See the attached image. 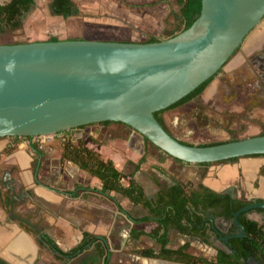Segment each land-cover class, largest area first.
Listing matches in <instances>:
<instances>
[{
    "label": "water",
    "instance_id": "obj_1",
    "mask_svg": "<svg viewBox=\"0 0 264 264\" xmlns=\"http://www.w3.org/2000/svg\"><path fill=\"white\" fill-rule=\"evenodd\" d=\"M202 2V13L189 29L159 42L69 39L0 45V138L54 136L111 121L188 164L264 155V135L193 145L170 135L155 117L219 74L264 20V0ZM11 172L5 171L1 188L12 193V219L32 228L37 237L45 235L29 217L14 212L29 194L17 193ZM254 212L264 220V203L234 212L225 225L222 219L212 223L229 252L234 251L231 240L247 236L240 216ZM232 225L238 233L224 236Z\"/></svg>",
    "mask_w": 264,
    "mask_h": 264
},
{
    "label": "crops",
    "instance_id": "obj_2",
    "mask_svg": "<svg viewBox=\"0 0 264 264\" xmlns=\"http://www.w3.org/2000/svg\"><path fill=\"white\" fill-rule=\"evenodd\" d=\"M260 78H263V82ZM217 84L221 88L224 108L229 109L230 113L240 115L242 124H247L252 129L249 137L263 135L264 131L261 132L260 129H264V20L223 67L218 74ZM87 128L82 130L86 146L100 153L104 159L112 160L119 171L134 174V179L139 181L140 173L146 170L145 165L137 169L140 156H132L129 147L121 141L108 144L104 140L98 141V136L105 131L93 128V125ZM59 136L0 138V178L5 169L13 170L15 187L29 194L27 202L19 205L18 213L32 217L33 222L38 223L44 229L45 235L64 253L76 248L83 240L84 233H89L106 237L108 244L112 245L107 264H113L119 252L122 257H127L126 264H164L157 259L141 256L140 251L148 248L133 249L132 254L124 250L125 247L129 250L135 242L138 244L148 239L150 243L157 244L156 240L148 236L137 240L131 236L133 228L145 230L147 233L155 228L152 224H135L129 218V215L134 218L146 217L149 210L135 205L130 199L116 192H99L102 182L98 178L81 170L73 162L62 160L64 148ZM46 141H49L47 145L44 144ZM116 143L119 144V152L113 150L117 148ZM33 146L39 147L42 156H38ZM7 147L13 148V151L6 153ZM128 160L136 164L132 172L126 170L129 167L126 165ZM171 163L174 161L166 162L172 166ZM175 168L187 180L192 181L195 187L203 184L218 193H243L250 200H264V175H261L264 156L241 157L234 162H215L210 165L184 163L175 165ZM152 171L156 174L154 177L159 178L158 182L164 180L167 181L166 185L175 184L174 179H166L157 168ZM144 189L147 190L145 184ZM159 189L160 187L156 188L154 195L149 196L154 197ZM76 192L79 194L75 196ZM186 243L191 244L190 253L196 256L200 255L192 252L196 245L202 252L215 251L213 258L218 250L227 249L226 245L214 239H208L206 243L199 237L192 238L176 230L170 231L167 246L169 249H177ZM0 259L6 264H86L92 262L93 250L77 257H67L47 245H41L35 231L27 230L24 224L12 219L0 204Z\"/></svg>",
    "mask_w": 264,
    "mask_h": 264
},
{
    "label": "trees",
    "instance_id": "obj_3",
    "mask_svg": "<svg viewBox=\"0 0 264 264\" xmlns=\"http://www.w3.org/2000/svg\"><path fill=\"white\" fill-rule=\"evenodd\" d=\"M176 2L180 7L179 13L176 15V19L179 21V29L170 33L167 39L173 38L189 29L202 13V0H176ZM35 5V0H10L4 4L0 3V34L20 29L23 26L25 18ZM51 12L54 16H59L64 19L77 17L82 14L80 7L74 2V0H52ZM59 40L60 39L57 37H52L49 41L57 42ZM70 40L82 39L73 38ZM159 41L163 40L153 37L145 43ZM215 77L206 81L187 97L168 109L155 113L156 119L170 135L172 134L165 126L160 115L167 110L184 105L202 95ZM111 123L113 122H103V124ZM146 140L149 141L148 139ZM234 140L240 139L235 138L225 142ZM225 142L202 144L200 146H212ZM33 147L38 156H42L39 147ZM63 148V161L73 162L81 170H84L102 182V189L99 190V192L103 194L116 192L130 199L135 205H141L149 210V215L143 218H134L129 215V218L135 224H155V228L152 229L150 233L135 228L131 231V236L135 240L143 236H148L161 245V249L158 253L153 249L148 248L140 251L141 256L180 264H251L250 262L264 264V225H260V223L255 220L248 219L246 213L242 214L240 222L244 225L247 236L243 239L231 240V244L234 248L233 254L220 249L214 260H208L202 256H196L190 253V243H186L177 249H169L167 247L171 230H176L180 234L192 238L199 237L204 242L208 243L209 235L207 217L209 215L232 221L234 218V212L240 211L242 208L253 202L264 203L263 199L250 200L243 193L241 195L235 193V195L233 194L234 197H232L231 193H218L207 188L203 184H199L197 187H190L187 184L176 180H173L175 182L173 185L159 184L160 189L157 194L153 198H149L143 185L139 181L135 180L133 176L126 175L119 171L112 160L104 159L100 153L91 150L82 140L78 139L76 143L67 142L64 144ZM12 151L13 148L8 147L5 152L11 153ZM260 156L264 155H256L252 157ZM239 159L240 158H234L221 162H234ZM37 163L38 161L35 164L36 166ZM142 163H144V159H142L139 165H137V169L140 168ZM210 164L211 163H204L202 165ZM157 170L162 174H166L160 168H157ZM261 175H264V168L261 170ZM126 179H129L127 184L123 182L126 181ZM77 190H79L78 187ZM78 194L79 193L76 192L75 196ZM0 204L4 206V198L1 190ZM120 210L123 212L122 207H120ZM25 227L27 230L33 231L30 227L26 225ZM234 229H236V227H234ZM37 241L41 245H47L52 250L67 257H77L93 250V260L91 263L86 264H107L111 254L108 239L106 237H99L89 233H84L81 243L68 253L61 251L47 235L37 237ZM0 261L6 264L3 260L0 259Z\"/></svg>",
    "mask_w": 264,
    "mask_h": 264
},
{
    "label": "rangeland",
    "instance_id": "obj_4",
    "mask_svg": "<svg viewBox=\"0 0 264 264\" xmlns=\"http://www.w3.org/2000/svg\"><path fill=\"white\" fill-rule=\"evenodd\" d=\"M8 1L0 0V3L4 4ZM35 1L36 5L25 18L23 26L20 29L0 34V44L49 41L52 37H57L60 40L81 38L95 41L145 43L153 37L159 40L167 39L170 33L179 29V21L176 19V15L179 13L180 7L176 0H74L81 8L82 14L69 19L52 14V0ZM220 94L221 88L217 84L216 77L202 95L184 105L163 112L160 117L174 137L193 145L249 137L250 131H252L250 126L242 124L239 120L240 115L230 113L229 109L224 108ZM92 125L93 128L105 131L98 136V141L104 140L107 144L121 141L123 145L129 147L128 150L132 156H140L139 163L144 159V163L140 167L145 165L146 170L140 173L139 182L143 187L144 184L147 186L145 191L148 196L154 195L153 192L160 187L159 184H167V181L164 180L158 182L159 178L154 177L156 174L153 173V168H160L166 173L164 175L170 179L194 187V183L187 180L185 175L175 168V165H184L185 162L177 161L147 141L140 133L122 123ZM88 126L90 125L59 133L60 143L64 146L67 142L76 143L78 139L84 142L82 130L88 129ZM260 131L263 132L264 129L261 128ZM48 142L46 141L44 144L47 145ZM117 143V148H113V150L119 152L120 147ZM167 160L174 161L171 163L172 166L166 164ZM126 163L129 166L126 168L127 172L135 170V163L131 160ZM162 164L165 166L161 167ZM126 175L134 176L131 173H126ZM128 180L123 182L127 184ZM150 196L149 198H153ZM149 241L148 239L138 244L135 242V245L131 246L129 250L126 247L124 250L131 252L133 249L153 248L156 250H154L155 252H158L160 245ZM109 247L111 248L112 245L109 244ZM192 252L200 254L199 256L202 255V257L206 256L204 258L208 260L215 259L212 257L215 251L202 252L198 245L194 247ZM120 253L113 264H126L125 259L127 257H122Z\"/></svg>",
    "mask_w": 264,
    "mask_h": 264
},
{
    "label": "flooded vegetation",
    "instance_id": "obj_5",
    "mask_svg": "<svg viewBox=\"0 0 264 264\" xmlns=\"http://www.w3.org/2000/svg\"><path fill=\"white\" fill-rule=\"evenodd\" d=\"M222 72V70L220 71V73ZM219 73V74H220ZM216 77H218V75L216 76ZM215 77V78H216ZM262 77V76H261ZM214 78V79H215ZM261 79V81L263 82V78H260ZM214 81V80H213ZM212 81V82H213ZM211 82V83H212ZM8 149V147L5 149V151ZM7 170H11V169H5L3 172H2V176L4 175V173H5V171H7ZM12 172H11V174H10V178H11V180H13L14 182H15V179H14V177H13V170H11ZM2 176H1V178H2ZM1 178H0V190H1V192H2V195H3V198H4V209L5 210H7L8 211V213L10 214V217L12 218V213H11V201H12V197H11V194L10 195H8L6 192H5V190L4 189H2L1 188ZM13 187H15V183H14V185H13ZM15 189H16V191H17V193L18 192H20L21 190H18L16 187H15ZM231 196L232 197H234V195L233 194H231ZM27 202V199H26V201L24 202V203H19L18 205H15V207H14V212L17 214L18 212H17V210H18V207H19V205H24L25 203ZM254 203V202H253ZM247 214V218L249 217V216H252L253 215V218H255V219H259V220H261V222H259V221H257V220H255V221H257V222H259L260 223V225H262V223H264V220L261 218V216H259V215H257V213H253V214H249V213H246ZM258 217H257V216ZM242 216V215H241ZM240 216V217H241ZM31 220H32V217H29ZM212 219H214V221L212 220ZM220 219H222L223 220V222H220L221 223V225H225L227 222H229V221H227L225 218H218V217H215V216H213V215H209L208 217H207V222H208V235H209V238L208 239H214V241H217V242H221L222 244H224L225 245V242H223V241H221V239L219 238V235H218V232H214L213 230H212V223L213 222H217V221H219ZM234 219V218H233ZM249 219V218H248ZM250 220H253V219H250ZM33 221V220H32ZM233 221V220H232ZM34 223H36V222H34ZM218 223V222H217ZM38 224V223H37ZM39 225V224H38ZM264 225V224H263ZM40 226V225H39ZM41 227V226H40ZM234 227H236V226H234V225H232L229 229H228V231L227 232H224L223 233V235L224 236H226V235H228V234H236V233H238V230H237V228L236 229H234ZM209 228L213 231L212 233H211V230H209ZM32 229V228H31ZM195 238V237H194ZM199 239H201V238H199ZM226 251L228 252V253H231V254H233L234 253V251L233 252H229V250H230V248L228 247V246H226Z\"/></svg>",
    "mask_w": 264,
    "mask_h": 264
},
{
    "label": "built area",
    "instance_id": "obj_6",
    "mask_svg": "<svg viewBox=\"0 0 264 264\" xmlns=\"http://www.w3.org/2000/svg\"><path fill=\"white\" fill-rule=\"evenodd\" d=\"M41 137H44V136H40V138H41Z\"/></svg>",
    "mask_w": 264,
    "mask_h": 264
}]
</instances>
